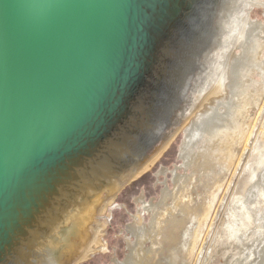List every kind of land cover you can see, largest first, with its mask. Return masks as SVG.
Wrapping results in <instances>:
<instances>
[{
    "label": "water",
    "instance_id": "water-1",
    "mask_svg": "<svg viewBox=\"0 0 264 264\" xmlns=\"http://www.w3.org/2000/svg\"><path fill=\"white\" fill-rule=\"evenodd\" d=\"M263 26L264 0H0V264H62Z\"/></svg>",
    "mask_w": 264,
    "mask_h": 264
},
{
    "label": "bare ground",
    "instance_id": "bare-ground-1",
    "mask_svg": "<svg viewBox=\"0 0 264 264\" xmlns=\"http://www.w3.org/2000/svg\"><path fill=\"white\" fill-rule=\"evenodd\" d=\"M257 39L264 40V26ZM260 50L261 47L253 45L245 62L233 74V91L229 102L224 105L225 113L213 108L195 123L190 148L197 149L201 155L193 161L191 174H176L174 189L162 195L159 206L148 209L153 217L151 231H144L140 242L150 243L151 249L144 250L143 254L133 252L127 264H161L162 258L168 264H188L191 261L200 240V229L212 212L216 193L223 186L247 132L255 126L252 109L258 108L264 90H259L260 85L249 80L255 69L264 77V62L259 61ZM224 88L225 84L217 93L223 92ZM257 146L255 142L254 149ZM235 200L238 205L229 208L226 231L215 245L219 246L224 237L239 249L248 243L252 246L249 253L243 261L238 260L235 264H264V225H260L264 213L257 212V206L264 203V173L247 200L236 197ZM253 225H258L257 232ZM104 228L105 224L99 222L93 233L63 263L80 264L98 251L101 248L99 235ZM248 229L251 234L241 239ZM253 236L257 237V243H254ZM211 258L212 254L206 264Z\"/></svg>",
    "mask_w": 264,
    "mask_h": 264
},
{
    "label": "rangeland",
    "instance_id": "rangeland-1",
    "mask_svg": "<svg viewBox=\"0 0 264 264\" xmlns=\"http://www.w3.org/2000/svg\"><path fill=\"white\" fill-rule=\"evenodd\" d=\"M254 45L261 47L259 61L264 62V40L257 39ZM233 79L232 75L225 83L224 91L215 94L208 101L151 167L100 221L105 224V228L99 235L101 248L80 264H127L133 252L143 254L144 250L151 249L150 243L140 242L143 232L151 231L153 217L148 209L153 205L159 206L162 195L174 189L176 174L182 176L191 174L193 161L198 155H201L197 149L194 151L190 148L195 123L201 121L210 109L219 108L221 112L225 113L224 105L231 98ZM249 82H254L255 85L259 84L261 87L259 90H264V77L256 69L251 74ZM262 92L258 108L252 109L255 126L250 127L247 132L238 149L237 158L227 172L223 186L216 193L209 220L200 229V240L188 264H206L210 254H212V258L208 260L209 264H235L238 260L243 261L252 247L246 243L239 249L237 246L231 245L226 237L222 239L219 246L215 245V241L226 231V225L230 220L228 217L229 208H235L238 205L235 197L242 201L247 200L248 194L252 193L259 185L260 178L264 173V131L261 129L264 128V91ZM255 142L258 143L256 149H254ZM257 212L264 213L263 202L257 206ZM260 225L263 226L264 221ZM257 227L258 225L252 226L256 232ZM251 229L247 230L245 236L241 235V239L250 235ZM92 233L93 230L89 234ZM253 240L254 243L258 241L256 236H253ZM161 264L168 263L162 258Z\"/></svg>",
    "mask_w": 264,
    "mask_h": 264
}]
</instances>
